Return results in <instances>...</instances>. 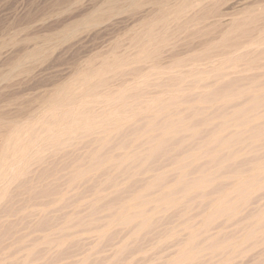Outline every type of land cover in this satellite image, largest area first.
<instances>
[{"label": "rangeland", "instance_id": "374dc122", "mask_svg": "<svg viewBox=\"0 0 264 264\" xmlns=\"http://www.w3.org/2000/svg\"><path fill=\"white\" fill-rule=\"evenodd\" d=\"M262 39L264 0H0V264H171L193 233L195 255L183 264H264V234L235 252L212 247L244 239L264 210V187L237 211L207 217L230 177L264 159V129L255 141L176 168L192 150L210 148L228 115L251 104L256 117L264 115ZM142 46L157 50L155 58L140 55ZM107 64L114 68L104 69ZM173 65L180 73L160 75ZM83 84L101 94L85 99L91 114L102 111L103 94L121 85L138 93L142 106L124 115L117 130L69 133L65 141L34 144L14 157L20 140L34 137L57 106L80 97ZM169 98L178 105L149 108L152 99ZM180 115L189 129L149 155L147 131ZM13 162L17 167L2 174ZM197 177L213 181L189 193L170 190ZM163 194L174 202H155ZM135 211L147 215L143 227L132 220ZM121 212L128 214L126 224L115 222Z\"/></svg>", "mask_w": 264, "mask_h": 264}, {"label": "bare ground", "instance_id": "6f19581e", "mask_svg": "<svg viewBox=\"0 0 264 264\" xmlns=\"http://www.w3.org/2000/svg\"><path fill=\"white\" fill-rule=\"evenodd\" d=\"M186 2V1H185ZM232 27V26H231ZM154 37H151V39ZM264 42V39H262V42ZM253 45V43H252ZM143 48V46H142ZM144 53V54H143ZM140 55H144V57L146 58H155L156 54H157V50H153V51H149L146 50L145 48H143V50H140ZM137 60H141V58H138ZM137 61H135L136 63ZM139 62V61H138ZM162 66V65H161ZM107 67H110L111 69L114 68V65H105L104 69H106ZM180 65H173V66H167L163 68V72L160 73V75H171L172 72H179L180 70ZM156 68V66H153L152 69L154 70ZM162 70V69H161ZM180 73V72H179ZM213 73V72H212ZM208 72H201L198 75H207ZM189 75H197L194 73H189ZM210 75V74H208ZM188 79V78H187ZM202 79V78H200ZM213 82V81H211ZM101 84V82H100ZM82 85V84H81ZM86 84H83V86ZM95 85V84H94ZM93 86V84H92ZM91 84L90 85H86V88L83 92V94H81L80 97H76V98H71L67 103L62 104L60 106H57V108L59 109V112L53 116H51L52 118L45 120L43 122L42 128L39 130V132H37L34 137H32L31 139H27V140H20V144H17L15 147V152L13 154L14 157H16L19 153H24V151H26L28 148H30L31 145H37L43 142H60L63 138H65L66 135H68L69 133H75V132H79L81 133V135H89V134H101L103 132H106V130L111 127V128H115L117 130V128L119 127V124L124 120L123 116L126 114H128L130 111H134L137 108H140L142 106L138 104V99H139V94L133 91H128L126 88H124L125 86H120L118 89L114 90V91H109L107 94H103V97L108 98L106 101L103 102V109L100 112H94L93 114H91V109L89 110L88 108H83V106L85 107V99L87 97H96V96H101V94L98 93V91L95 89V86H93L92 88ZM101 86V85H100ZM99 86V87H100ZM82 87V86H81ZM136 87V86H135ZM187 87V86H186ZM205 89V88H204ZM126 90L128 92H126ZM264 91V90H263ZM96 92V93H95ZM169 93V92H167ZM171 93V92H170ZM99 94V95H98ZM259 93H257L255 99L260 98L261 95H258ZM172 95V94H171ZM216 95V94H215ZM228 96V94H225L224 97ZM158 98V97H157ZM146 99V98H145ZM206 99V98H205ZM204 99V100H205ZM254 99V101H255ZM134 100V101H133ZM221 100V97L218 98L217 97V101ZM253 101V100H252ZM259 101V99L257 100ZM185 102V101H184ZM260 102V101H259ZM105 103V104H104ZM252 103V102H251ZM258 104V102H256ZM157 104H160V106H163L161 109L162 111L168 110V108H170L171 106H174L177 104V101H174L173 99H168V100H164V101H159V99H152L149 102V108L150 109H155V106ZM254 104V105H257ZM178 105V104H177ZM250 105V103H249ZM252 106V104H251ZM251 106H248L247 108H244L243 110H241V112H237L235 114H226L227 118H225V120L223 121V123H221L220 128L215 131L211 137V139L209 140V144H210V148L205 150V151H199L197 153H193L192 150V154H190L188 156V158L185 157L184 161H178L177 162V166L179 169H183L186 168L188 166V163L190 164H194L196 163L197 160L199 159H203V158H209V160L211 158H216L218 157L220 154H223L225 152H227V150H229V148H233L236 145L239 144H245L248 141H255L254 138L258 137V135H260V132L264 129L263 124L259 123V124H254L255 121L260 120V121H264V115L260 116V117H256L257 115L253 114L252 112H254L256 108L253 109V107L251 108ZM56 108V109H57ZM135 108V109H134ZM158 108V107H157ZM56 109H54L53 111H55ZM183 109V108H182ZM205 109V108H204ZM253 109V110H252ZM172 110V109H171ZM187 110V109H186ZM190 110V109H189ZM200 110V109H199ZM57 111V110H56ZM227 111V110H225ZM252 111V112H251ZM160 112V111H159ZM244 112V114H242ZM206 113V112H205ZM175 113H173L174 115ZM177 114V113H176ZM175 114V115H176ZM188 114V113H187ZM186 114V115H187ZM191 114V113H190ZM197 114V113H196ZM171 115V114H170ZM184 115V114H183ZM199 115V114H198ZM161 116V115H160ZM191 116V115H190ZM259 116V115H258ZM152 117V116H151ZM155 117V116H153ZM188 117V116H186ZM165 118V117H164ZM189 118V117H188ZM99 119V120H98ZM171 119V118H170ZM174 119V118H173ZM95 121V123H91V121ZM162 120V119H161ZM184 121V117L183 116H179L175 121H165L162 125L160 126H156L155 128H150L149 132L147 131V133H151L153 134L152 136H147V140L146 141L148 143V145L152 143V145L147 149V153L150 155L152 152H155L156 150L159 149V147L161 145H163L168 137H170L173 133L179 132V131H183V130H187L188 125L185 124H181ZM186 122V121H185ZM158 123V122H157ZM195 123V120H194ZM197 123V121H196ZM199 123V122H198ZM188 124V123H187ZM202 124V123H201ZM197 125V124H195ZM193 126V125H191ZM190 126V127H191ZM215 126V125H214ZM194 127V126H193ZM28 128V127H27ZM140 131V130H139ZM138 131V132H139ZM181 133V132H180ZM212 133V132H211ZM210 133V134H211ZM146 134V133H145ZM221 134L225 137H222ZM23 135V133L21 134ZM95 135V134H94ZM148 135V134H147ZM138 136V135H137ZM208 136V135H207ZM145 136H141L140 138H138L139 140L142 141V143H145L144 140ZM186 138V137H185ZM175 139V138H174ZM184 139V138H183ZM208 139V138H207ZM138 140V141H139ZM202 140V138H201ZM63 141H65V139H63ZM62 141V142H63ZM177 141V140H176ZM175 141V142H176ZM180 141V140H179ZM174 142V143H175ZM206 142V141H205ZM204 143V142H203ZM252 143V142H251ZM258 143V142H257ZM44 144V143H43ZM63 144V143H62ZM254 144V142H253ZM132 145V144H131ZM135 145V144H134ZM202 145V144H201ZM200 145V146H201ZM207 145V144H206ZM38 146V145H37ZM37 146L35 148H37ZM137 146V145H136ZM199 146V145H198ZM170 147V146H169ZM168 147V148H169ZM208 147V146H207ZM124 148V147H123ZM136 148V147H135ZM186 148V147H185ZM184 148V149H185ZM204 148V146H203ZM255 148V147H254ZM193 149V148H192ZM196 149V148H195ZM143 150V149H142ZM133 151V150H132ZM173 151V150H171ZM166 152V151H165ZM234 152V151H233ZM239 152V151H238ZM238 152L234 153H230V155L227 156L226 161H229L230 159H236L237 158V154ZM143 153V151L141 152ZM140 153V154H141ZM175 153V152H174ZM148 154H144V158H147ZM246 154V153H245ZM148 155V157H149ZM182 155H184V153H182ZM175 156V155H174ZM19 157V156H18ZM180 157V155H179ZM263 157V156H262ZM17 158V157H16ZM118 158V157H117ZM128 158L125 157L124 159ZM133 158V157H131ZM224 158V157H223ZM143 159V158H142ZM139 160V159H138ZM218 160V159H217ZM244 160V159H243ZM262 160V159H261ZM108 161V160H107ZM134 161V160H133ZM175 161V159H174ZM187 161V162H186ZM190 161V162H189ZM16 162V160H15ZM136 162V161H135ZM162 162V161H161ZM213 162V161H212ZM231 162V161H230ZM208 163V162H207ZM205 163V166L206 164ZM210 163V162H209ZM224 162H222L223 164ZM242 163V162H241ZM104 164V163H103ZM109 164V163H108ZM172 164V163H170ZM220 164L217 168H221L223 165ZM17 163L13 164H9L8 169L6 168L4 171H2L1 173H7L9 172L8 170H12L15 168V166L17 167ZM19 165H21L19 163ZM110 165V164H109ZM209 165V164H208ZM227 165V164H226ZM239 165V164H238ZM115 166V165H114ZM196 166V165H195ZM193 166V167H195ZM198 166V165H197ZM166 167V166H165ZM199 167V166H198ZM215 167V166H214ZM247 167V166H246ZM190 168V167H189ZM188 168V169H189ZM164 169V168H162ZM194 169V168H193ZM214 169V168H213ZM227 169V167H226ZM159 171V169H157ZM192 170V169H191ZM196 170V169H195ZM194 170V171H195ZM210 170V169H209ZM157 171V172H158ZM212 171V170H211ZM13 172V171H12ZM182 172V170H181ZM185 172V169H184ZM193 172V171H192ZM198 172V171H196ZM194 172V174L196 175L197 173ZM218 172V171H217ZM216 172V173H217ZM186 173V172H185ZM201 173V172H200ZM206 173V172H205ZM213 173V172H212ZM215 173V174H216ZM220 173V172H219ZM175 174V173H174ZM193 174V173H192ZM227 174V173H226ZM229 174V173H228ZM5 175V174H4ZM2 176V175H1ZM10 174L8 175V177H6L5 181L4 179L2 181H4L5 183H9L12 179V177L10 176ZM208 175H206L207 177ZM227 176V175H226ZM15 177V176H14ZM136 177V176H135ZM189 177V176H187ZM219 177V176H218ZM2 178V177H1ZM176 178V177H175ZM232 180L231 186L227 189V192L218 193V196L216 198H214V200L211 202V206L209 207L208 211H207V217L210 219H215L224 215H227L233 211L236 210L238 204L243 201L246 197H248L250 194H252L255 190L264 187V159L258 163H255L254 165H251V167L249 169H245V170H239L236 172L234 177H230ZM220 179V178H219ZM218 179V180H219ZM189 180V179H188ZM190 181V180H189ZM213 181V179H209V178H205V177H200V178H194L193 180H191L190 183H185L186 185L180 189L177 187H172L170 188L171 191H177V192H181V193H189L195 190H198L200 188H204L205 186H208L211 182ZM223 181V180H222ZM228 181V180H227ZM1 182V181H0ZM217 182V181H216ZM219 183V182H218ZM221 184H223L221 182ZM220 185V184H219ZM117 186V185H116ZM167 186V185H166ZM216 184H215V188H216ZM224 186V185H223ZM213 187V186H212ZM211 187V188H212ZM137 188V187H136ZM152 187H150L151 189ZM262 189V188H261ZM136 190V189H135ZM147 190V189H146ZM206 190V189H204ZM212 190V189H211ZM217 190V189H216ZM153 191V190H152ZM222 191V190H221ZM143 193V192H142ZM198 193V191H197ZM201 193V192H200ZM204 193V192H203ZM213 193V192H211ZM216 193V194H217ZM176 194V193H174ZM180 195V194H179ZM164 194L159 196L155 202H161V205H165L168 206L170 205L173 201V199H168V197L170 196H165ZM197 196V195H196ZM1 197V196H0ZM174 197V196H173ZM205 197V196H204ZM3 198V197H2ZM0 198V199H2ZM129 199V198H128ZM126 200V198H125ZM154 200H149L147 202V204H150L151 201L153 202ZM177 200V199H176ZM179 201V200H178ZM182 201V200H181ZM146 203H142L140 204L141 206H145ZM154 204V203H153ZM176 204V203H175ZM207 204V203H206ZM246 204V202H245ZM209 205V204H208ZM241 205V204H239ZM244 205V204H243ZM119 206V205H118ZM122 206V205H121ZM125 206V204H124ZM128 206V205H127ZM137 205H130L127 209H134L136 208ZM204 207V206H203ZM241 207V206H240ZM122 209V208H121ZM142 209V208H141ZM140 209V210H141ZM203 209V208H202ZM151 210V209H150ZM157 210V209H156ZM119 211V210H118ZM125 211V210H124ZM134 211V210H133ZM149 211V210H148ZM237 211V210H236ZM149 212H147L148 214ZM200 213V212H199ZM115 215V213H113ZM125 215V217H124ZM118 216H121L119 219H117L118 222L120 221L121 223L126 224L127 221L129 222V217L128 214H122L119 213ZM131 218L133 221H137L139 223H137L138 228L143 227L144 224L147 221V215H144L142 211H135V213L131 214ZM231 216V215H230ZM229 216V217H230ZM225 217V216H224ZM244 217V216H243ZM106 218V217H105ZM158 219V218H157ZM188 223V222H187ZM117 224V223H116ZM130 224V223H129ZM189 224V223H188ZM187 224V225H188ZM194 227V226H193ZM246 227V226H245ZM252 227V228H250ZM249 230L247 232V235L244 237V239H242L241 242L237 243V242H232V241H224L223 243H214L212 245V247L214 248H219L221 249L222 252H226V253H231V252H235L237 249H239L242 245H245L244 243L252 240V239H256L259 237V235H263L264 234V210L262 209L260 211V213H257V215H255L254 220L252 221V224L249 226ZM148 232V231H147ZM130 233V232H129ZM239 234V233H238ZM155 235V234H154ZM201 235V233H200ZM215 235V234H214ZM245 235V234H244ZM197 233H193L192 235H190L189 240L187 241V243L185 244V247L183 249H181L178 253L177 259H175V261H173L171 264H183L189 260H191L194 257V239L196 238ZM212 236V235H211ZM242 237V236H241ZM227 238V237H226ZM225 238V239H226ZM229 238V237H228ZM208 239V238H206ZM262 239V238H261ZM263 240V239H262ZM217 242V241H216ZM202 243V242H201ZM258 243V242H257ZM201 246V245H198ZM206 247V246H205ZM176 253V252H175ZM174 253V254H175ZM171 256V255H170ZM168 258V257H167ZM231 260V259H230ZM3 261V260H2ZM259 264V263H258ZM263 264V263H262Z\"/></svg>", "mask_w": 264, "mask_h": 264}]
</instances>
